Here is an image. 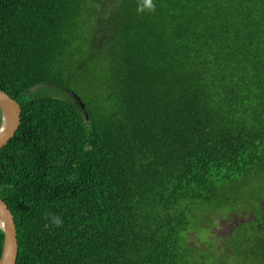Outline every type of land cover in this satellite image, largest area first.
Masks as SVG:
<instances>
[{"label": "trees", "instance_id": "1", "mask_svg": "<svg viewBox=\"0 0 264 264\" xmlns=\"http://www.w3.org/2000/svg\"><path fill=\"white\" fill-rule=\"evenodd\" d=\"M151 3L0 0L15 264H264V0Z\"/></svg>", "mask_w": 264, "mask_h": 264}, {"label": "water", "instance_id": "2", "mask_svg": "<svg viewBox=\"0 0 264 264\" xmlns=\"http://www.w3.org/2000/svg\"><path fill=\"white\" fill-rule=\"evenodd\" d=\"M76 101L79 98L71 92ZM0 149L15 135L19 124L20 105L0 90ZM0 230L3 233V245L0 255V264H15L18 254V244L13 216L7 205L0 199Z\"/></svg>", "mask_w": 264, "mask_h": 264}, {"label": "rangeland", "instance_id": "3", "mask_svg": "<svg viewBox=\"0 0 264 264\" xmlns=\"http://www.w3.org/2000/svg\"><path fill=\"white\" fill-rule=\"evenodd\" d=\"M262 207H263V209H264V201L262 202ZM226 220H228V217L226 218V219H224V220H221V222H220V224H219V228L217 229V228H213V230H211V231H213V233L214 234H217V235H221L222 234V232L224 231V232H228V231H230L232 228H231V226L233 225V221L232 222H226Z\"/></svg>", "mask_w": 264, "mask_h": 264}, {"label": "clouds", "instance_id": "4", "mask_svg": "<svg viewBox=\"0 0 264 264\" xmlns=\"http://www.w3.org/2000/svg\"><path fill=\"white\" fill-rule=\"evenodd\" d=\"M143 6L145 9H151L152 8V3L151 0H143ZM52 222L56 225L59 226L61 223V220L59 217H52Z\"/></svg>", "mask_w": 264, "mask_h": 264}]
</instances>
